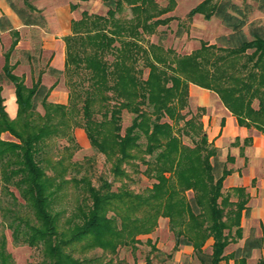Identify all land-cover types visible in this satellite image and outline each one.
Here are the masks:
<instances>
[{
  "label": "trees",
  "instance_id": "16d2710c",
  "mask_svg": "<svg viewBox=\"0 0 264 264\" xmlns=\"http://www.w3.org/2000/svg\"><path fill=\"white\" fill-rule=\"evenodd\" d=\"M103 1L107 5L105 14L83 10L79 18H71L70 32L63 35L65 63L60 71L70 87L68 104L47 98L52 85L45 86L40 74L30 85L25 83L23 74L13 72L10 53L3 54L2 74L13 83L17 109L11 117L0 86V134L7 131L12 137L7 139L0 135V214L11 229L14 242L42 245L44 264H111L112 257L101 260L102 255H114L119 246L134 243L138 233L153 228L159 214L168 216L169 228L175 237L174 249L181 243L191 244L199 259L204 260L207 256L202 246L211 236L210 263L221 264L224 248L231 240L226 228L235 225V234L240 236L245 200H230V193L223 194V179L231 168L222 162L221 172L214 175V162L210 157H215L219 148L208 140L202 120L196 114L185 118L187 112L182 109L189 95L188 83L192 82L214 91L239 124L264 133V33L255 31L251 38L242 37L237 46L227 50L228 54L218 55L211 61L216 66L212 70L195 60L198 54L178 57L176 63L181 74H171L170 85L165 82L155 86L150 80L152 70L146 80L135 75L141 70L134 65L137 53L127 64L126 56L120 55L123 49L116 53L112 45L119 24L114 18L115 11L126 1L140 12L152 0ZM209 3L210 0H200L187 15L202 12L206 18L210 17L217 10ZM70 6L75 8L77 3L71 2ZM152 15L148 12L137 17L130 33L136 36V27L144 30L161 22L158 18L148 21ZM110 22L115 26L106 28ZM135 36L121 39L123 46L143 50ZM16 43L17 38L12 40L11 47ZM204 46L207 49L213 45H201ZM248 49H253L251 54ZM107 53L114 56L110 60L111 67L104 58ZM227 55L233 61L231 70L224 63ZM241 56L244 60L237 64L236 59ZM187 64L190 68H186ZM49 70L59 71L52 67ZM74 74L76 79H72ZM73 94L76 101L72 100ZM254 99H257L256 106ZM39 104L43 108L41 112ZM67 106L80 110L91 145L114 161L111 170L115 177L127 173L121 167L123 161L134 166L138 158L146 165L144 173L155 179L146 193L135 192L125 183L113 189L112 180L104 176H100L99 184H94L86 175L69 179L63 176L66 170L55 165L63 158L53 160L51 157L57 153L58 136L67 135L69 140H74L64 115ZM123 108L133 116L121 132ZM58 110L62 118L57 117ZM99 110L103 116L109 114L113 123L110 143L105 142V138L99 139L98 131L90 125L94 120L92 114ZM180 120H183L181 129L192 138L193 145L184 143L174 132L173 124ZM244 140L248 141L249 137ZM69 168L74 173L79 171L76 162ZM70 181L85 194L77 200L79 221H72L74 225L63 231L59 227L58 213L52 210V200L54 193ZM11 187L18 191L22 202ZM187 190L192 191V196H186ZM224 202L229 204L227 212L233 218L230 223L228 216L223 217ZM95 247L101 248V257L86 255ZM146 263H150L148 257ZM0 264H14L5 247L4 234L0 236ZM257 264H264V256Z\"/></svg>",
  "mask_w": 264,
  "mask_h": 264
},
{
  "label": "rangeland",
  "instance_id": "374dc122",
  "mask_svg": "<svg viewBox=\"0 0 264 264\" xmlns=\"http://www.w3.org/2000/svg\"><path fill=\"white\" fill-rule=\"evenodd\" d=\"M199 1L152 0L151 3H146L144 5L145 10L140 12L132 9V5L124 1L123 5L115 11L114 18H117L119 24L116 25L118 31L112 45L115 46L116 53L123 49L120 55L126 56L127 64L130 58H133L134 54L137 53L138 57L134 65L136 69H141L140 72L135 74L138 78L146 80L150 70H152L153 74L150 75L152 84L156 86L166 82L165 85H170L171 78L169 76L173 73L181 74L180 66L177 67L176 63L178 57L198 54L195 60L199 61L201 66H206L209 70H212L216 66L211 61L218 55L228 54L227 50L237 46L242 37L251 38L255 31L261 34L264 33V0H210L209 6L214 5L217 10L216 13L208 18L202 12L188 16V10ZM0 2L6 3L12 14L16 15L21 23L20 28L16 29L7 14L2 12L0 15V29H8L9 34L8 42H5L8 45L2 49V53L4 54L7 51L11 54L15 49L19 51L18 54L23 60H25L26 54L31 56L33 58L31 82L39 74L41 76V73L48 67L46 60L51 50L46 49L42 53L44 36L53 39L61 38L64 42L63 35L70 32L71 18H79L83 10H86L87 13L99 14H105L107 10V5L103 0H0ZM71 2H76L77 6L71 8ZM148 12L153 14L148 21L158 18L161 22L144 30L138 26L136 27L138 35H132L129 29L132 30L134 20L137 17H143ZM114 26L111 22L106 24V28H113ZM133 36L136 37L135 40L142 46L143 50L135 46H123L121 39L127 40L133 38ZM15 38H17V41L22 38L26 42H22L21 47L15 48V45L11 47V42ZM27 42L30 43L29 47H26ZM202 44L213 46L206 49L207 46L201 47ZM125 47H130L131 50ZM252 50L248 49V52L251 54ZM104 58L110 62L114 59V56L107 53ZM254 58L256 59L257 56L254 55ZM243 60L244 56H241L236 59V62L240 64ZM9 62L13 67L15 66L11 60ZM0 63L2 64V58H0ZM224 63L230 70L233 69V61L228 58V55ZM216 65L219 66L220 63L216 62ZM109 66H112V62L109 63ZM186 68H190V65L187 64ZM23 69L28 72L26 66ZM47 70L48 75H45L44 78L49 85L42 82L47 87L52 85L47 98L53 102L68 104L70 87L66 83L65 74L60 71L62 69L51 71L48 67ZM165 77H167L166 81L164 80ZM1 78H3L2 68L0 69ZM76 78V74L72 75V79ZM31 82L28 79L29 85ZM190 83L192 82L188 84ZM53 88L55 89L53 94L55 97L50 99L49 94ZM61 92L67 95L65 102L57 100ZM76 98L74 96L72 100L76 101ZM112 102L111 99L109 103ZM253 105H257V99L253 100ZM75 107L67 106L64 111L74 140H69L67 135L58 136L56 138L57 149L55 150L57 153L51 157L53 160L63 158L61 162L55 163L57 168L66 170L62 172L63 176L69 179L71 176L86 175L94 184H99L100 176H104L112 180L113 189H116L121 183H125L127 188L129 187L135 192L146 193L155 181V179L144 173L143 170L146 165L138 158L135 159L136 165L134 166L123 161L121 167L125 168L127 173L115 177L111 170L114 161L109 160L104 152L91 145L83 125L82 114ZM38 109L40 112L43 110L40 104ZM182 112H187L185 118L196 114L203 122L202 117L203 114L207 113V109L205 106L198 105L188 95ZM92 116L94 120L90 122V125L98 131L99 139L105 138V142L110 143L113 137V123L109 120V114L103 116L99 110ZM132 116L133 113L128 109L123 108L121 110V132L130 123ZM57 117L62 118L60 111L57 113ZM173 126L174 132L180 136L184 143L194 144L192 138L181 129L183 120H180L178 124H173ZM203 128L206 131L204 123ZM0 135L3 138H12L7 131L2 132ZM196 139L198 140L197 136ZM144 140L145 138L142 137V141ZM218 150L215 157H210V160L214 162V175L221 172L222 162L229 166V162L233 161V158L229 155H227L228 158L223 159L220 148ZM75 162L77 163V170H79L77 173L69 168ZM243 169H245L244 166ZM47 172L51 173L50 170H47ZM254 185L255 181L253 180L250 186L253 187ZM234 187L242 188L237 190ZM11 188L18 196V200L22 202L23 200L18 191L14 187ZM251 190L252 192L240 184H223L222 186L223 194L230 193V200H245L246 210L242 209L241 211L240 236L235 234V225H231L229 229L226 228V231L229 230L231 240L224 248L221 264H257L258 259L264 256V223L251 214L255 201H259L261 197L259 193H255L254 189ZM84 194L78 191L73 181L66 182L63 187L54 193L52 210L58 213L61 230L64 231L72 227L74 225L72 221H79L80 210L77 209V206L80 203L77 204V200ZM186 196H192V191L187 190ZM224 205L223 217L227 218L228 216L227 221L230 223L233 218L227 212L229 204L224 202ZM1 234L5 236V247L11 253L14 264H44L45 254L42 245L14 242L11 229L0 214V236ZM136 238L137 240L134 243L119 246L114 255H102V250L99 247L89 250L86 255L99 257L102 255L101 260L112 257L111 264H148L146 263V257L150 259L149 264H211L209 254L212 249V237H207L202 246V250L207 256L204 260L199 259L191 244L181 243L174 249L175 237L173 231L169 228L168 216L166 215L159 214L153 228L148 232L138 233Z\"/></svg>",
  "mask_w": 264,
  "mask_h": 264
},
{
  "label": "crops",
  "instance_id": "0c3cea01",
  "mask_svg": "<svg viewBox=\"0 0 264 264\" xmlns=\"http://www.w3.org/2000/svg\"><path fill=\"white\" fill-rule=\"evenodd\" d=\"M2 12L7 14L13 27L16 29L20 28L21 23L19 19L16 15L12 14V11L4 2H0V15ZM8 38V29H0V58H2L0 69L4 62L2 49L8 45L5 43L8 42ZM22 42L26 41L22 38L18 39L15 48L21 47ZM29 45L30 43L27 42L26 47H29ZM46 49L51 50L46 60L47 66L63 69L65 63L63 40L61 38L53 39L44 36L42 53ZM18 52V50L13 49L10 54V60L15 64L13 72L18 75L23 74L25 83L29 84L28 79L31 82L33 58L28 54H24L26 58L23 60L20 58L21 56H19ZM24 66L28 68V72H25V69H23ZM48 67L41 73V81L46 84L47 82H45L44 77L48 75ZM0 86L6 110L13 117L17 109L13 83L3 77L0 79ZM54 90L53 88L49 94L50 99L55 97L53 96ZM66 96V94L61 92L57 100L65 102L67 99ZM189 96L198 105L205 106L207 109V113L203 114L202 119L208 140L220 148L223 159H226L227 155L233 158V161H230V165L227 166L232 170L224 177L223 184H240L241 186H245L250 192H252L251 189H254L255 193H259L261 198L259 201H255V205L251 209V214L264 223V133L255 127H247L239 124L236 116L225 107L219 99V96L208 88L190 83ZM245 137H249V140L245 141ZM243 166L245 167L243 169L244 171L242 170ZM253 180L255 181V185L251 187L250 185Z\"/></svg>",
  "mask_w": 264,
  "mask_h": 264
}]
</instances>
